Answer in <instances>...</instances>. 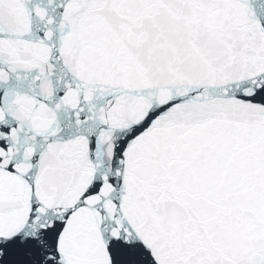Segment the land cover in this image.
<instances>
[{
	"label": "snow or ice",
	"instance_id": "snow-or-ice-1",
	"mask_svg": "<svg viewBox=\"0 0 264 264\" xmlns=\"http://www.w3.org/2000/svg\"><path fill=\"white\" fill-rule=\"evenodd\" d=\"M0 264H264V0H0Z\"/></svg>",
	"mask_w": 264,
	"mask_h": 264
}]
</instances>
